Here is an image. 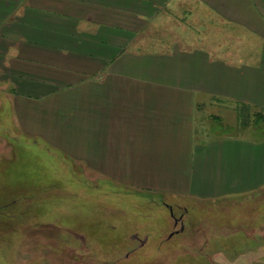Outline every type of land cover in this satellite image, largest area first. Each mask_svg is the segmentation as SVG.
Returning <instances> with one entry per match:
<instances>
[{
    "label": "crops",
    "instance_id": "0c3cea01",
    "mask_svg": "<svg viewBox=\"0 0 264 264\" xmlns=\"http://www.w3.org/2000/svg\"><path fill=\"white\" fill-rule=\"evenodd\" d=\"M0 82L20 129L95 132L120 182L264 195V0H0Z\"/></svg>",
    "mask_w": 264,
    "mask_h": 264
},
{
    "label": "rangeland",
    "instance_id": "374dc122",
    "mask_svg": "<svg viewBox=\"0 0 264 264\" xmlns=\"http://www.w3.org/2000/svg\"><path fill=\"white\" fill-rule=\"evenodd\" d=\"M9 91L0 82V264H264L263 194L215 204L120 182L91 162L103 138L24 132Z\"/></svg>",
    "mask_w": 264,
    "mask_h": 264
}]
</instances>
